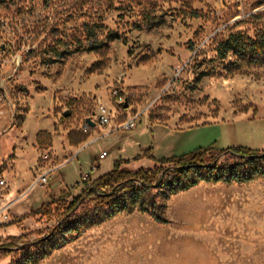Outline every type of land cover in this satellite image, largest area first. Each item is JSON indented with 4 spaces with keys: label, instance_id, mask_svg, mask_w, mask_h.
<instances>
[{
    "label": "rangeland",
    "instance_id": "obj_1",
    "mask_svg": "<svg viewBox=\"0 0 264 264\" xmlns=\"http://www.w3.org/2000/svg\"><path fill=\"white\" fill-rule=\"evenodd\" d=\"M262 27L264 0H0V212L12 222L52 195L69 202L116 160L160 166L134 159L148 148L264 150V65L226 76L233 57L217 54L230 33ZM88 204L75 211L92 215ZM165 211L167 223L135 208L78 236L52 234L57 215H29L13 222L23 237L0 264H264V177L200 182Z\"/></svg>",
    "mask_w": 264,
    "mask_h": 264
},
{
    "label": "trees",
    "instance_id": "obj_2",
    "mask_svg": "<svg viewBox=\"0 0 264 264\" xmlns=\"http://www.w3.org/2000/svg\"><path fill=\"white\" fill-rule=\"evenodd\" d=\"M229 52L233 59L225 66L226 76L246 73V68L256 64L264 65V27L254 37L246 35L243 31L230 33L217 45L219 57L225 58ZM222 154L225 158L220 160ZM143 157L161 165L152 168L140 167L130 171L122 167V164L129 162L128 160H116L110 171L95 177L88 174L83 179L82 190L73 195L69 202L66 200L67 194H63L65 192L58 196L52 195L38 208L15 217L13 222H19L29 215H41L46 218L57 215L59 223L54 226L51 233L63 230L65 233H74L78 236L83 230L96 226L106 219L122 212L130 213L137 208L141 212H147L155 221L167 223L166 200L171 195L200 182L249 183L264 177V150L259 151L245 146L222 149L218 154L213 153L209 147H199L187 154L161 158L152 155L151 148H148L134 159ZM156 188L159 189L160 202L154 196H150V191ZM87 198L91 204L85 205L86 209L94 213L89 215L84 212L85 210L77 213L76 208L84 204ZM82 215L83 218H80ZM22 237L23 235L9 236L10 242L0 246V249L12 251L15 241ZM73 238L69 237L65 241ZM47 240L46 236L34 243Z\"/></svg>",
    "mask_w": 264,
    "mask_h": 264
},
{
    "label": "built area",
    "instance_id": "obj_3",
    "mask_svg": "<svg viewBox=\"0 0 264 264\" xmlns=\"http://www.w3.org/2000/svg\"><path fill=\"white\" fill-rule=\"evenodd\" d=\"M109 116H108V112L106 111V109L104 107H102L100 110H99V114H98V118H97V121L100 123V124H108L109 123ZM124 128L125 129H132L134 128V119H128L124 124ZM90 127V124L88 122L84 123L83 126H82V130L83 131H87L88 128ZM106 151H103L99 154V158H103L105 155H106ZM42 181L43 183H45L47 180H46V177H43L42 178ZM0 184H4V180L0 179ZM11 222V217L9 216L8 212H0V230L1 228L7 224ZM2 244V234L0 232V246Z\"/></svg>",
    "mask_w": 264,
    "mask_h": 264
},
{
    "label": "crops",
    "instance_id": "obj_4",
    "mask_svg": "<svg viewBox=\"0 0 264 264\" xmlns=\"http://www.w3.org/2000/svg\"><path fill=\"white\" fill-rule=\"evenodd\" d=\"M103 152V151H102ZM2 235L3 236H16L18 235V228L17 226L13 223V220L11 222L10 225L6 226L3 230H2Z\"/></svg>",
    "mask_w": 264,
    "mask_h": 264
},
{
    "label": "water",
    "instance_id": "obj_5",
    "mask_svg": "<svg viewBox=\"0 0 264 264\" xmlns=\"http://www.w3.org/2000/svg\"><path fill=\"white\" fill-rule=\"evenodd\" d=\"M63 115L64 116H68L69 115V111L68 110H64L63 111ZM86 122H88L90 125H94V121H92L90 117L86 118Z\"/></svg>",
    "mask_w": 264,
    "mask_h": 264
}]
</instances>
